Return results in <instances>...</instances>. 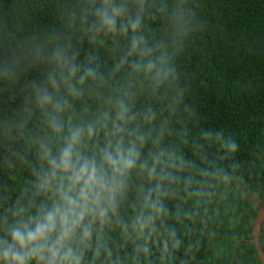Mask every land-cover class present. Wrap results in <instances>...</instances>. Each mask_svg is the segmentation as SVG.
Instances as JSON below:
<instances>
[{
	"label": "clouds",
	"instance_id": "1",
	"mask_svg": "<svg viewBox=\"0 0 264 264\" xmlns=\"http://www.w3.org/2000/svg\"><path fill=\"white\" fill-rule=\"evenodd\" d=\"M37 12L48 23L22 35ZM12 15L0 264H252L233 244L251 225L240 142L205 126L182 66L198 0H19Z\"/></svg>",
	"mask_w": 264,
	"mask_h": 264
},
{
	"label": "trees",
	"instance_id": "2",
	"mask_svg": "<svg viewBox=\"0 0 264 264\" xmlns=\"http://www.w3.org/2000/svg\"><path fill=\"white\" fill-rule=\"evenodd\" d=\"M19 0H0V20L15 22L13 7ZM33 0H24L26 7ZM200 15L207 22L203 33L186 49L182 66L190 80L192 96L205 126L233 131L241 145L237 159L244 165L243 213L251 216L245 235L236 238V247L248 249L247 259L260 264L251 242L257 209L252 199L264 205V170L256 174L255 153L264 149V0H198ZM45 12H37L26 25L31 29L48 23ZM257 145H260L258 148ZM251 169V175H249ZM205 238L208 233L205 232ZM264 254V222L259 232ZM239 255V253H237Z\"/></svg>",
	"mask_w": 264,
	"mask_h": 264
},
{
	"label": "water",
	"instance_id": "3",
	"mask_svg": "<svg viewBox=\"0 0 264 264\" xmlns=\"http://www.w3.org/2000/svg\"><path fill=\"white\" fill-rule=\"evenodd\" d=\"M252 204L257 209V215L255 217V220L252 225V238L251 242L254 246V249L257 253L258 260L260 264H264V254L262 253L260 247H259V232L261 229V226L264 222V205H259L258 201L255 199H252Z\"/></svg>",
	"mask_w": 264,
	"mask_h": 264
}]
</instances>
